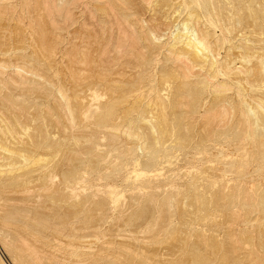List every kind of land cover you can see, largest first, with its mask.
Segmentation results:
<instances>
[{
	"label": "rangeland",
	"instance_id": "1",
	"mask_svg": "<svg viewBox=\"0 0 264 264\" xmlns=\"http://www.w3.org/2000/svg\"><path fill=\"white\" fill-rule=\"evenodd\" d=\"M0 1L2 2H0V11L2 10L1 12L3 15H7L4 16L6 19L3 17L4 20L2 21L3 25L6 26V32H11L18 37L22 41L21 46L24 43L25 46H23V49L25 50L22 49V53H27L26 56H29V54L31 55L33 52L31 56H38L33 57L42 59L46 63V69H48V71L45 69V72L42 73L45 78L49 79L47 82V79L45 80L44 77L40 80L41 77L28 76L27 80H23V78L16 77L15 75V78L22 79H18L20 82H26L25 86L27 87L24 86L25 88L31 89V86L32 88L35 86L34 89L26 93L28 96L30 95L28 99H34V102L27 100V102H31L34 105L33 117L35 121L30 133L36 140H48L47 142L51 146L48 156L44 157L43 161H39L36 167L44 165L50 167L56 186H61V184L66 182L67 175L73 170H78L81 174V181L78 182L75 180L73 184H67V182L63 184L64 188L67 189L65 193L66 197L61 201L62 203L59 202V207L54 206V212L51 203L47 200H35V204H33L37 210H41L44 205H48L45 206L48 212H45V208L41 210L42 212L39 210L40 213L43 214V216L41 215L43 218H57V216L58 218H72L70 211L75 208V206H79V217L82 215V223L86 221V218L100 219L105 225L103 228L104 231H108L110 228L112 235H114L113 238L115 243L113 252L116 258V264H239L238 258L242 257L243 260H245V258L251 257L249 254L251 252L248 251H253L254 256L252 258L259 257V255L262 257L264 255V241L262 246L257 245L253 247L244 245L243 249L237 250L238 253L234 252L231 248H229L228 252L224 251V248H217L216 251H213L214 246L210 241L209 229V184L211 171L209 169L210 159L207 155L206 148L208 144V130H210L209 128L213 121V117L217 114L216 112H219L224 107L229 108V110H240V107L249 105L255 107V109L259 110L261 113H264V108H261V104L264 106V72L262 73L264 70V0H213V5L211 0H201L199 2H197L198 0H174L177 2L176 4H174L175 2L173 0H166L167 3L165 0H152V5L155 4L154 6H149L148 4H151L150 2L141 5L143 7L138 6L137 9H140V11H138L140 12V21L138 23H135V19H132V17L125 18V16L132 15L133 13L130 8L131 6H129V4L132 5L131 2L133 0H129L130 2L128 0H125L126 2L117 0V3L123 5L121 8L125 10L122 11V9L118 7L119 9H117V11L125 16L121 17V15H117L121 21H117V18L115 19L116 16H112V24L111 22L104 23V18L102 22L100 21L101 14L102 17L104 14L94 8L95 4L92 2L93 0H76L78 1V3H76L78 5L74 3L76 2L75 0H60L59 3L65 4L64 11H61L64 13L60 12L61 16H58L59 13L56 11L58 9L54 7L52 0H48L47 2H51V5L48 4L51 10L47 7L45 10L44 5L46 6V0H25L21 2H18L19 0H13L16 1L15 3L12 0V2H9V0ZM32 1H34V3ZM36 1L39 3L40 10H42L41 12L46 21L45 27H47L49 31L47 34L49 41L47 46L40 41L42 35L36 23V13L35 15L32 13L31 18L30 15L28 16V14H31V11H29V9L24 10L26 6L31 7V4L28 5L26 2L32 3L33 6L30 8L32 9L35 7ZM83 1H87L88 4L86 2L83 3ZM162 1L163 3H159ZM79 2H82V4ZM127 2L129 3L127 4ZM168 2L170 5H168ZM158 3L159 5H156ZM10 4H12L11 7H13V9L17 7L14 10L15 12H11V16L10 13H6L8 10L6 7L10 8L8 10L9 12L13 10ZM145 4L146 6H144ZM172 4L174 6H172ZM85 5L88 10L84 8L86 7ZM220 5L223 7V10ZM163 6H165V8ZM171 6L173 8H170ZM70 7L72 9H70ZM128 7L130 9H127ZM156 7L157 9L159 8L158 12L156 11ZM68 8L69 10L67 11ZM75 8L78 10L76 11ZM22 9L23 13L21 12ZM16 10L19 13L14 15L17 12ZM127 10L130 11L128 12ZM146 10H153L154 12H147ZM214 10L216 12H213ZM45 11H48V13L52 12V15L53 13L56 15L51 16L50 14L48 15L47 12L45 14ZM69 11H72L71 15ZM184 11H186L185 14ZM27 12L30 13L27 14ZM155 12L159 13V15ZM153 13L155 16L151 15ZM204 13H207L210 19H214L212 18L213 16L216 18L210 20L207 14L205 15ZM19 14H21L20 17ZM65 14H68L69 17ZM196 14L197 18L193 17L196 16ZM164 15L170 18H168L166 22ZM98 16L100 17L98 18ZM187 16H190L192 19ZM14 17H19L16 19V21L19 19V22H14ZM62 17L66 19L64 20ZM222 17L223 19H221ZM28 18L31 19V22ZM73 18H75V20ZM92 18H95L96 22ZM141 18H146V21ZM153 18L156 19L154 20ZM8 19L10 20L9 22ZM53 19H55V26L50 23ZM59 19L61 22H59ZM32 20H35V24ZM70 20L73 21L70 22ZM77 20L78 22H76ZM207 21H209V23H207ZM12 22H14V26L11 27ZM29 22L31 25L28 24ZM189 22L193 23L190 27L195 26L194 23L198 25V22H200L198 26L201 27L197 26L198 29H202L203 26V30L206 33L209 32L211 35V43L214 42L211 44V50H213L214 56L210 54V59L207 61L208 64L206 63L207 65H201L199 62H194L195 64L191 62V64H188L190 61L188 62V59H185V57L188 58L187 54H181L182 49V53H186L184 48H181L182 46H174L177 36L187 35L186 32L184 33L183 31V26ZM96 23L100 24L97 26ZM109 23L112 27L114 25L113 29L108 25ZM131 23H133V27ZM190 23L188 25H190ZM212 23H214V25L212 27L209 26L212 25ZM215 23H219L217 24L218 27ZM101 24L103 26H100ZM121 24L123 25L120 28ZM125 24L129 27H126ZM57 25L59 28L62 27V30H65H63V32L60 31L61 29L59 30L56 28ZM150 25L154 26L152 27ZM136 27L139 28L137 29ZM176 27H178V29ZM132 28H134V30ZM225 28L226 30L230 28L228 30L229 32H225ZM7 29L9 31H7ZM101 29H107V31H103L105 32L103 34ZM125 29L127 35L123 37L122 35L126 34ZM135 29L139 31L136 32ZM177 30L181 31L182 34ZM213 30H215V32ZM167 31L173 33L175 36L166 33ZM162 32L166 33L167 36ZM24 33L26 37H24ZM212 33L215 35L212 36ZM226 33L229 34L224 36ZM154 34L155 37H153ZM27 35H29L30 38H28ZM61 36L64 40L61 39ZM120 36L126 38V42H128V39L130 40L132 38V40L129 41L130 43H126ZM146 36L149 37L147 38ZM150 36L153 37L152 40ZM162 37L164 38L162 39ZM119 38L122 39L119 41ZM140 38L142 39L141 41ZM216 38H219V40ZM224 38H226V41L223 40ZM110 39L113 40L111 41ZM134 39H136L137 42H135L136 40ZM154 39L156 40V44H154ZM31 40H34L33 43ZM35 41L37 45H34ZM131 41L133 42L132 45H130ZM229 41H231V44L228 43ZM53 42H55V44H52V46H54L56 50H54L52 46L48 47V45ZM123 42L124 46H122ZM82 43L84 45H82ZM136 44L138 47L133 46ZM151 44L158 47L155 48V46ZM165 44L169 45L167 46ZM43 45L46 47V51L42 49L44 48ZM119 45H121V49H117ZM58 46L61 47L55 48ZM50 47H52V49ZM167 47L170 48V50ZM138 48L140 50H137ZM171 48L174 49L171 51ZM177 48H179V50ZM77 49L78 52L76 51ZM82 49L85 50V52L83 51L85 54L79 53L82 52ZM66 50L69 51L66 52ZM71 50L74 51L72 52ZM123 50L128 52L129 56L123 57L121 53ZM104 52L108 54H104ZM81 54L85 55V58ZM86 54H90L91 56L89 55L87 57ZM42 55L45 56L42 57ZM115 55L118 57H115ZM174 55L178 56V58ZM53 56L54 59L52 58ZM224 56L227 58L225 59ZM215 58H221L219 60L222 61L224 59L226 61L222 64L224 60L222 62L219 60L216 61ZM84 59L87 61L84 62ZM177 59L182 60L178 62L179 60ZM257 59L260 61L258 62ZM119 60L127 61L124 70L120 69ZM212 60H215L216 63L209 62ZM95 61L99 67L95 66ZM82 62L86 64L82 65ZM87 62L93 63L94 65H89ZM102 63L108 65L105 66ZM197 63L198 68L196 65ZM179 64L181 66H179ZM187 64L191 71L186 67ZM210 64H213V66L210 67ZM219 64L223 66L220 67ZM190 66L196 68L192 69ZM179 67H182L184 72ZM206 67H208L207 72L209 71L208 73L211 74L214 79L217 78V76L219 78L222 74L221 70L227 72V74H222L224 77L220 76L218 81L217 79H215V81L213 79L210 84L211 86L209 84L207 85V83L204 85L207 79V72L204 70ZM112 68H114L113 70L116 69V71L112 70L114 75L110 71ZM211 68L212 71H210ZM219 68H221V70H219ZM50 69L52 70L50 71ZM103 69L106 70L103 71ZM83 70H85L84 74ZM74 76L82 78L78 79ZM108 78H110V80ZM111 78L113 79L111 80ZM4 79L5 77L2 80L0 79V86L2 84L5 85H2V87H5L2 91L7 92L8 89L6 90V84L10 85V83H7L9 81L7 78L5 81ZM29 81L30 84L28 83ZM34 81L36 82L34 83ZM237 81L240 84H238ZM39 82H41V84ZM113 82L114 84H112ZM43 83L44 85L46 84V87L50 85L49 90H47L48 88L44 85L42 87ZM96 83L99 89L94 86ZM28 84L30 86H28ZM36 85H39V87H36ZM60 85L63 90H61ZM102 85H104V88H102ZM59 86L62 91L61 93L58 92ZM215 86H217L216 89L218 91L210 88H215ZM221 86H225L224 90L221 89L223 88ZM22 87L23 86L20 85V88ZM20 88L16 89L18 92L14 90V94H16V96L19 95V97L16 98H23V93ZM42 88H44L43 91ZM226 88L227 90H225ZM93 95H95L94 100L92 99ZM82 99L85 101L91 100L89 103L92 107L86 106L85 109H83L81 106ZM221 106L222 108L220 109ZM217 109L219 110L217 111ZM83 111L86 112L88 117H83L81 120L79 114ZM207 113H210V115ZM212 114H214L213 117ZM206 115L211 117H206L210 121L206 120V118L204 119ZM237 115L240 116L239 113ZM165 119H167V121ZM176 128H181V131H176ZM141 141L148 144L149 147L162 158L160 165L152 171H138L140 166L134 162L135 158L141 157L146 151V148L142 149L139 147L140 143H142ZM198 147L200 149H198ZM133 153L138 154L135 155ZM107 157L112 158V161L114 159L117 160L115 162H118V165L115 164L111 166L110 163L114 164L115 162H110L111 159ZM164 157L167 160H164ZM129 159L132 160L130 161ZM119 162L126 164L128 167L127 171L120 172L117 169ZM68 185L69 187H67ZM263 188L264 186H261V192H264ZM39 203L42 204L40 205ZM38 206H40V208ZM48 207L51 211H49ZM57 210L59 212L60 210L61 212L63 211L62 214ZM67 210H69V212ZM44 213H46L45 216ZM92 222L93 221H90L88 224ZM88 224H81V226L85 229L88 227ZM262 228L264 230V226ZM88 230L89 229L85 231L87 232ZM246 247L248 248L246 249ZM259 250L262 252H258ZM260 263L264 264V261L262 262L260 260Z\"/></svg>",
	"mask_w": 264,
	"mask_h": 264
},
{
	"label": "bare ground",
	"instance_id": "2",
	"mask_svg": "<svg viewBox=\"0 0 264 264\" xmlns=\"http://www.w3.org/2000/svg\"><path fill=\"white\" fill-rule=\"evenodd\" d=\"M7 1H5V2L8 3ZM10 1L11 0H9V2ZM21 1H25V0H19L18 2H21ZM26 1H28V0H26ZM37 1H36L35 7H33L34 12H33V8L30 9L33 6L32 3H28V2H26V4H28V5L31 4V7L26 6L27 7L26 8L24 6L25 7L24 10L29 9V11H31V14H28L30 12H27L28 16L30 15L31 18H32V16H31L32 13H34V15L36 13V15H35V17L37 18L36 23H37V26H39L40 33L42 35L40 41L42 42V44H46V46H47V44L49 42L47 34L49 33V31L47 30V27H45L46 21L44 19V16L41 12L42 10H40V6H39V3ZM52 1L54 4V7L58 9V10H56V11H58L57 13H59L58 16H61V13H64L61 11L64 9L65 4L64 3L61 4V2L59 3L60 0H52ZM123 1H125V0H121V2H123ZM167 1H166V3H167ZM199 1H201V0H198L197 2H199ZM212 1L213 0H211V2ZM5 2H4V4H5ZM13 2L15 3L16 1H13ZM32 2L34 3V1H32ZM47 2H48V0H46V6L44 5V8H45V10L47 8L49 10H51L50 7L48 6V4L51 5L50 4L51 2L50 3H47ZM84 2L87 3V1H83V3ZM92 2L95 4V5L92 4L95 7L94 6H91V7L96 8L97 11H100L104 14L103 17H102L101 13H100L101 17L98 16V18L100 17L101 22L105 19L104 23L111 22V24H112V16L113 17L116 16L115 19L117 18L116 19L117 21L120 20L117 17V15L118 16L121 15V17L125 16L124 14H121L120 12L117 11V9H119V8L122 9V11L124 10V8H121L123 5L118 4L117 0H93ZM129 2H127V4ZM148 2L151 3V4H148L149 6H151L152 0L151 1L150 0H133L131 2L132 5L129 4V6H131L130 8H131V11H133V13H132V15L125 16V18L132 17V19L133 18L135 19L134 20L135 23H138L140 21L139 20V16H140L139 13L140 12H138V11H140V9H137V8H138V6H141L144 3L147 4ZM155 2H157V1H155ZM174 2H175L174 4L177 3L176 1H174ZM213 2H212V5H213ZM74 3L76 4V3H78V1H76ZM79 3L82 4V2H79ZM159 3H163V1L159 2ZM159 3L156 5H159ZM188 3H190V2H188ZM216 3H217V1H216ZM81 4H80V6H81ZM123 4H126V3H123ZM146 4L144 6H146ZM11 5L12 4H10V7H11ZM76 5H78V4H76ZM154 5H152V6H154ZM165 5H167V4H165ZM168 5H170V3ZM181 5H182V3H181ZM221 5H220V7H222ZM126 6H128V5H126ZM126 6H125V8H126ZM172 6H174V5L172 4ZM172 6L170 8H173ZM183 6H181V7H183ZM217 6H219V5H217ZM71 7H73V6H71ZM71 7H70V9H72ZM141 7H143V6H141ZM157 7H156V9H157ZM163 7L165 8V6H163ZM6 8H8V10L10 9L9 7H6ZM21 8H23V7H21ZM76 8H75V10H76ZM78 8H81V7H78ZM84 8H86L88 10L87 6ZM84 8H82V9H84ZM130 8L128 7L127 9H130ZM200 8H201V6H200ZM11 9H13V7H11ZM15 9L10 10V12L7 10L6 13H10V16H11L12 15L11 12L12 11L15 12L14 11ZM158 9L156 10L157 12H158ZM221 9L223 10V7ZM68 10H69V8L67 9V11ZM96 10H95V12L97 13ZM215 10L213 12H216ZM1 11H0V79L2 80L5 77V79H4V81H5L7 78L9 80V81L7 80L8 81L7 83H10V85L6 84V86L8 87V88L6 87V90L8 89L7 92L4 90L6 93L2 91L3 88L5 89V87H2L3 84L0 86V240H1V242H0V264H116V258H115V254L113 252L114 251V243H115L114 238H113L114 235H112L110 228L108 229V231H104L103 228L105 225L100 221V219H98V218H86V221L84 223H82V221H83L82 220L83 218L81 217L82 215H80L81 218L79 217V211H78L79 206H75V205H73V206H75V208L72 207L73 209L71 208L72 210L70 211V213H71L70 215L72 216V218H61V217L58 218V216H57V218H43L42 217L43 214H41L40 211L42 209L44 210V208H45V212H48V211H46L47 207H45L48 205H44V207L41 208V210L40 209L37 210V208L34 206V204H35L34 202L36 199H43L44 201L47 200L48 202L51 203L52 209L54 212V206L59 207V205H58V204H60L59 202H61L66 197L65 193H66L67 189L64 188L63 184L66 182H67V184H73L75 180H77L78 182L81 181V178H80L81 174H80V172H78V170H73L72 172H70L67 175L66 182L61 184V186H56V183H54V180H53V176H52V172H51L50 167H48L47 165H44L41 167H36V164L39 161H43L44 157L48 156V152H49V150H51L50 149L51 146L47 142L48 140H41V139L36 140L35 137L30 133L31 129H32V125L34 124V121H35V119L33 117L34 105L31 102H27V100L33 101L34 99L33 100H30V98L28 99V97H30V95L28 96L26 93L30 92L31 89H34L35 86L33 85L34 88H32V86H31V89L25 88V87H27V86H25L26 82H20V80H18V79L23 78V80L24 79L27 80L28 76H32V77H41L40 80L44 77V79L46 80L47 78H45V76L42 73L45 72V69L47 66H46V63L42 59L34 58V57H38V56H34V55H33L34 57L31 56L33 54V52L31 55L29 54V56H26L27 53L26 54L22 53L23 46H25V45L23 43V45L21 46L22 41L18 37H16L13 33H11V32L7 33L6 32V26L3 25V22H2L4 20V18H5L4 16L6 14L3 15V13ZM22 11H23V9L21 10V12ZM127 11L129 12L130 10H127ZM127 11H126V14H127ZM146 11L149 12L150 10L149 11L146 10ZM151 11H153V10H151ZM202 11H203V9H202ZM46 12L48 13V11H45V14H46ZM71 12L69 11L70 15H71ZM85 12H87V11H85ZM92 12H93V10H92ZM159 12H160V10H159ZM185 12L186 11H184V14H185ZM17 13H19V12L17 11L14 15H16ZM123 13H125V12H123ZM49 14L51 16L56 15L54 13L52 15V12H49L48 15ZM156 14L159 15V13H156ZM204 14L206 15L207 13H204ZM20 15L21 14H19V17H20ZM151 15L155 16L154 13ZM187 15H189V14H187ZM216 15H217V13H216ZM51 16H50V18H51ZM66 16L69 17L68 14ZM164 16H165L164 18H166V20H165V22H166L169 17L167 18V15H164ZM207 16L209 17L208 14H207ZM19 17H16V18L14 17L15 18L14 22H19L18 21L19 19L16 21V19ZM65 17H62V18H64V20L66 18H68V17H66V18ZM173 17H174V15H173ZM193 17L197 18V14H196V16H193ZM29 18H28V20H30V22H31V19H29ZM56 18H58V17H56ZM62 18H60V19H62ZM212 18L215 19L216 17L213 16ZM20 19H22V18H20ZM60 19H59V22H61ZM73 19L75 20V18H73ZM92 19L95 21V18H92ZM141 19H144V18H141ZM145 19H144V21H146ZM209 19H210V17H209ZM214 19H210V20H214ZM221 19H223V17ZM54 20L55 19L52 20L53 23L50 22L52 25H54ZM9 21L10 20L8 19V22ZM68 21H69V19H68ZM72 21L73 20H70V22H72ZM209 21H207V23H209ZM216 21H217V19H216ZM14 22H12L11 27L14 26ZM30 22L28 24H30ZM32 22L34 23L35 20L34 21L32 20ZM76 22H78V20ZM131 22H133V21H131ZM194 22H195V20H194ZM48 23H49V21H48ZM94 23H93V25H94ZM198 23H199L198 25H200V22H198ZM201 23H203V22H201ZM204 23H205V21H204ZM219 23H215L217 27H218L217 24H219ZM227 23H228V21H227ZM19 24H21V23H19ZM84 24H85V22H84ZM84 24H82V25H84ZM98 24H100V23H96L97 26H98ZM111 24L109 23L108 25H110L111 28L113 29L114 25L112 27ZM126 24H127V22H126ZM132 24L133 23H131V26L133 27ZM188 24L186 23L183 26V31H184V33L186 32L187 35H179L178 34L179 36H177L174 46L175 47L182 46L181 48H184V51L186 53H182L183 52V49H182L181 54H187L188 58L185 57V59H188V62L190 61L188 64H191V62L192 63L199 62L201 65L202 64L207 65L208 64L207 61H208V59H210V54L211 55L213 54V52H212L213 50H211V44H213L214 42L212 41L213 43H211V41H210V40H212V39H210L211 35L209 34V32L206 33L203 30L204 29L203 26H202V29L201 28L198 29V27H201V26H198L194 23V25L196 27L198 26L196 28L195 26L190 27L191 25H193L192 22L190 23V25H188ZM93 25H92V27H93ZM122 25L123 24L120 25V28ZM125 25H124V27H125ZM213 25H214V23H212V25H209V26L212 27ZM100 26H103V25L101 24ZM150 26H152V25H150ZM205 26H206V24H205ZM85 27H86V24H85ZM126 27H129V26L126 25ZM178 27H176V28L178 29ZM56 28H58L60 30L62 27L59 28L57 25ZM99 28H101V27H99ZM160 28H158V29H160ZM132 29L134 30V28H132ZM165 29H168V28H165ZM179 29H181V28H179ZM220 29L223 30L222 28H220ZM44 30H46L48 32H46ZM63 30H65V29H63ZM63 30L61 29L60 31L63 32ZM105 30L107 31V29H105ZM105 30H102V32ZM128 30H129V28H128ZM170 30H169V32H170ZM216 30H217V28H216ZM228 30H226V28H225L224 31L226 32ZM7 31H9V30L7 29ZM56 31H58V30H56ZM60 31H58V32H60ZM135 31L137 32L139 30L135 29ZM141 31H143V30H141ZM209 31H211V30H209ZM213 31L215 32V30H213ZM16 32H18V31H16ZM105 32H103V34ZM169 32L167 31L166 33H169ZM178 32H180L182 34L181 31H178ZM225 32H222V33H225ZM19 33H21V32H19ZM125 33H126V29H125ZM131 33H133V32H131ZM162 33L165 34V36H167L166 33H164V32H162ZM121 34H123V33H121ZM169 34L174 35L173 33H169ZM175 34H177V33H175ZM228 34L226 33L224 36H226ZM24 35H25V33H24ZM38 35H39V32H38ZM49 35L53 36L51 34H49ZM125 35H127V33L122 35V36L126 37ZM156 35H158V34H156ZM213 35H215V34L212 33V36ZM27 36H28V38H30L29 35H27ZM122 36H120V37H122ZM217 36H219V35H217ZM24 37H26V35ZM87 37H89V36H87ZM105 37H106V35H105ZM153 37H155V34ZM153 37H151V40L153 39ZM53 38H56V37H53ZM73 38H74V36H73ZM75 38H76V36H75ZM90 38H92V37H90ZM128 38H129V36H128ZM141 38H140V41L142 40ZM156 38H158V37H156ZM163 38L164 37H162V39ZM222 38H223V35H222ZM226 38H224L223 40L226 41ZM61 39H63L62 36H61ZM121 39L119 38V41ZM216 39H214V40H216ZM110 40L112 41L113 39H110ZM122 40H125L124 42L127 41L126 38H123ZM130 40H132V38ZM130 40L128 39V42H126V43H130L129 42ZM134 40H136V39H134ZM151 40H148V41H151ZM217 40H219V38ZM31 41L33 43L34 40H31ZM154 41H155L154 44H156L155 39H154ZM57 42H59V41H57ZM124 42H123L122 46H124ZM135 42H137V40ZM230 42L231 41H229L228 43H230ZM120 43H122V42H120ZM126 43H125V45H126ZM52 44H55V42L50 43V45H48V47L52 46ZM58 44H56V45H58ZM70 44H72V43H70ZM132 44H133V42L131 41L130 45H132ZM154 44H151V45H154ZM34 45H37L36 41L34 42ZM82 45H84V44L82 43ZM165 45H167V44H165ZM40 46H42V45H40ZM116 46H118V45H116ZM133 46L138 47L137 44L133 45ZM172 46H169V47H172ZM35 47H37V46H35ZM43 47H44V45H43ZM52 47L54 49V46H52ZM52 47H50V48L52 49ZM59 47H61V46H58L55 48H59ZM67 47H69V46H67ZM120 47H121V45H119V48H117V49L122 48V47L121 48ZM156 47H158V46H155V48ZM213 47H215V46H213ZM45 48L46 47H44L42 49L45 50ZM63 48H65V47H63ZM107 48H106V50H107ZM131 49H133V48H131ZM150 49H151V47H150ZM152 49H154V48H152ZM168 49L170 50V48H168ZM173 49L174 48H171V51ZM177 49L179 50V48H177ZM23 50H25V49H23ZM54 50H56V49H54ZM86 50H87V48H86ZM137 50H140V49L138 48ZM45 51H44V53H45ZM68 51L66 50V52H68ZM76 51L78 52V49ZM83 51L85 52V50L82 49V52H79V53L85 54ZM171 51H169V52H171ZM115 52H116V50H115ZM140 52H142V51H140ZM166 52H168V51H166ZM105 53L106 52H104V54ZM121 53L123 54V57L129 56L128 52H126L124 50ZM83 54H81V55H83ZM106 54H108V53H106ZM173 54H175V53H173ZM52 55H54V54H52ZM89 55L86 54L87 57ZM44 56L42 55V57H44ZM54 56H56V55H54ZM54 56L52 57L53 59H54ZM83 56L85 58V55H83ZM102 56H103V54H102ZM174 56H176V55H174ZM213 56H214V54H213ZM213 56H212V58H213ZM110 57H111V55H110ZM115 57H118V56L115 55ZM45 58H43V59H45ZM104 58H106V57H104ZM176 58H178V56H176ZM181 58H184V57H181ZM226 58L227 57H225V59ZM113 59H115V58H113ZM215 59H216V61H218L221 58H219V59L215 58ZM253 59H255V58H253ZM105 60H107V59H105ZM177 60H179V59H177ZM181 60L182 59H180L178 62H180ZM86 61L87 60H85L84 62H86ZM119 61H120V63H119L120 69L124 70V67H125V64H127V61H123V60H119ZM219 61H221V60H219ZM225 61L226 60H224V62H222V64L225 63ZM259 61L260 60H258V62ZM84 62H82L83 63L82 65L86 64ZM186 62H187V60H186ZM209 62H215V60L214 61L212 60ZM227 62H230V61H227ZM76 63H75V65H76ZM87 64H89V65L95 64L96 67H99L98 64L96 63V61L94 64L88 63V62H87ZM111 64H112V62H111ZM188 64L186 67H188V69H189ZM213 64L212 65L210 64V67L213 66ZM103 65L107 66L108 64H103ZM185 65H186V63H185ZM196 65L198 68V63ZM81 66H79V67H81ZM179 66H181V65L179 64ZM191 66H193V65H191ZM222 66L220 65V67H222ZM179 68L182 69V67H179ZM193 68H196V67H193ZM212 68L210 71H212ZM225 68L227 69L226 66H225ZM228 68H231V67H228ZM113 69L114 68L110 69V71L114 75V72H112ZM207 69H208V67H206V69H204V70L207 72ZM46 70L48 71V69H46ZM51 70L52 69H50V71ZM96 70H97V68H96ZM105 70L103 69V71H105ZM183 70L184 69H182V71ZM214 70H216V69H214ZM219 70H221V68H219ZM229 70H227V71H229ZM9 71H11V72H9ZM84 71L85 70H83V74H84ZM113 71H116V69ZM189 71H191V69H189ZM221 71H222L221 72L222 74H224V73L227 74V72H224L223 70H221ZM235 71H236V69H235ZM235 71H233V72H235ZM208 72L206 73L207 74L206 75L207 76L206 81L204 79V81H205L204 85L206 83H207V85L208 84L210 85L211 81H213V79H214V77L212 78V75L209 74ZM263 72H264V70L262 71V73ZM215 73H217V72H215ZM219 74H220V72H219ZM222 74L220 76H223ZM230 74H232V73L230 72ZM15 75H16V77H21V78H15ZM184 75H185V73H184ZM244 75H246V74H244ZM186 76H188V75H186ZM220 76H219V78H220ZM226 76H228V75H226ZM74 77L78 78V79L82 78V77L80 78V77H76V76H74ZM110 77H112V76H110ZM205 77H202V78H205ZM219 78L217 76V78H215V79H217V81H218ZM108 79L110 80V78H108ZM112 79L113 78H111V80ZM215 79H214V81H215ZM35 80H37V79H35ZM48 80L49 79H47L46 82ZM35 82L36 81H34V83ZM96 82H97V80H96ZM246 82H248V81H246ZM28 83L30 84V81ZM39 83L41 84V82H39ZM104 83H106V82H104ZM218 83H220V82H218ZM237 83H238V81H237ZM29 84H28V86H30ZM31 84H33V83H31ZM112 84H114V82ZM238 84H240V83H238ZM20 85L23 87L20 88ZM39 85L38 86L36 85V87H39ZM43 85H44V83L42 84V87H43ZM52 85H54V84H52ZM104 85H102L103 86L102 88H104ZM224 85L227 87V85L225 83H224ZM3 86H5V85H3ZM60 86H59L58 92L61 93L62 92L61 90H63V88L61 86V90H60ZM94 86H96L97 89H99L97 83ZM225 86H221V87H223L221 89L224 90ZM49 87H50V85L48 87H46V88H48L47 90H49ZM18 88L21 89V91L23 93V95H22L23 98H16V97H19V95L16 96V94H14V90H16ZM44 88H42V91ZM206 88H208V87H206ZM210 88L215 90L217 88V86H215V88H213V87H210ZM227 88L225 90H227ZM109 89H110V87H109ZM54 90H55V88H54ZM87 90H89V89H87ZM91 90H93V89H91ZM214 90H213V92H214ZM216 91H218V90L216 89ZM224 92H226V91H224ZM33 94H34V92H33ZM94 96L95 95H93V98L91 97L93 100H94ZM82 100L83 101H82L81 106L83 107V109H85L86 106H88L90 108L92 107L89 103L91 100H89V101L87 100L88 102L85 101L84 99H82ZM226 102H227V100H226ZM96 105H98V104H96ZM258 105H260V104H258ZM222 106L220 107V109L222 108ZM261 106H262L261 108L263 109L264 106L262 104H261ZM240 108H241L240 110H236V109H232V108H231L232 110H229V108L224 107L219 112H216L217 114H215V115L212 114V117L214 115L213 121L211 120L212 123L211 124L209 123L211 126L209 125L210 130H208L209 131L208 144H207L206 148H207V153H208L207 155L210 159L209 169L211 171L210 184H209V190H210L209 229H210V241H211V244L214 246L213 251H216L217 248H224V251L228 252L229 248H231L234 252H237L238 249H240V250L243 249L244 245L253 246V247H255L257 245L262 246L263 241H264V230L262 228L264 226V192H261V190H262L261 186H264V113H261L259 110H256L255 107H252L249 105H245V106L240 107ZM218 110L219 109H217V111ZM67 111H68V109H67ZM263 111H264V109H263ZM238 113L240 114V116L237 115ZM207 114L210 115V113H207ZM79 116H80L81 120L83 117H86V118L88 117V115L84 111L81 112L79 114ZM206 117L211 118L210 116L206 115L204 117V119ZM84 120H86V119H84ZM165 120L167 121V119H165ZM206 120H208V119L206 118ZM208 121H210V120H208ZM130 123H132V122H130ZM136 123H138V122H136ZM204 123H206V122H204ZM175 130L181 131V128H176ZM175 130H173V131H175ZM127 134H128V132H127ZM130 134H132V133H130ZM178 135H180V134H178ZM133 139H135V138H133ZM139 147L142 149L146 148V151L144 152V155H142L141 157L138 155L139 157L135 158V160H134L135 164L140 166L138 171H152L153 169L157 168L161 163V160H162L161 156L157 152H155L153 149H151L149 147V145L146 144L145 142L140 143ZM199 147H198V149H200ZM133 154L136 155L138 153H133ZM107 158H110V157H107ZM110 159H111V161L109 159H106V160L110 161V162L117 161L115 159L112 161V158H110ZM129 160L131 161L132 159H129ZM164 160H167V159L164 157ZM134 162H133V164H134ZM48 163H50V162H48ZM117 163L118 162H115L114 164H112V163H110V164L112 166L115 164L118 165ZM108 165H109V163H108ZM127 168L128 167L126 166V164H122L121 162H119V166L117 167V169L120 172L127 171ZM56 172H57V170H56ZM113 174H115V173H113ZM67 187H69V185ZM46 204H48V203H46ZM38 207L40 208V206H38ZM50 208H49V211H51ZM57 211H55V212H57ZM67 211L69 212V210H67ZM67 211H66V213H67ZM53 212H51V213H53ZM62 212L60 210L59 213L62 214ZM45 214L46 213H44V216H45ZM80 214H82V213H80ZM47 217H50V216H47ZM90 221H93V222L91 224H88ZM81 224H88V227H86L84 229L83 226H81ZM89 225H91V226H89ZM87 229H89V230L86 232L85 230H87ZM247 248L248 247H246V249ZM248 252H251V253H249L251 257L245 258V260H243L242 257L238 258L239 264H261L260 260L262 262L264 261V255L262 257H260V255H259V257L252 258L254 256L253 251H248ZM258 252H262V251L259 250Z\"/></svg>",
	"mask_w": 264,
	"mask_h": 264
}]
</instances>
